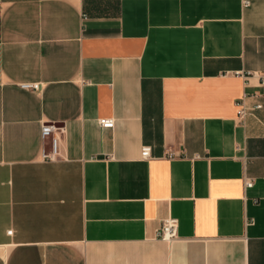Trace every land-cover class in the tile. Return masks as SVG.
<instances>
[{
  "label": "crops",
  "instance_id": "1",
  "mask_svg": "<svg viewBox=\"0 0 264 264\" xmlns=\"http://www.w3.org/2000/svg\"><path fill=\"white\" fill-rule=\"evenodd\" d=\"M0 9V264H264V0Z\"/></svg>",
  "mask_w": 264,
  "mask_h": 264
},
{
  "label": "built area",
  "instance_id": "2",
  "mask_svg": "<svg viewBox=\"0 0 264 264\" xmlns=\"http://www.w3.org/2000/svg\"><path fill=\"white\" fill-rule=\"evenodd\" d=\"M248 4V2H245ZM0 20H1V9H0ZM20 87L25 90L38 91L40 84L37 83H23ZM239 117L243 118L245 116V110L242 108L239 110ZM112 122L108 119L100 120V125L102 127L111 126ZM63 129L55 124H42L40 129V137L44 146L45 141H49L48 151H42V159L45 161H54L60 156V136L63 134ZM141 157L143 159H148L151 157V149L149 146H143L141 150ZM178 221L175 218H165L157 231V236L163 240L170 241L176 238Z\"/></svg>",
  "mask_w": 264,
  "mask_h": 264
}]
</instances>
